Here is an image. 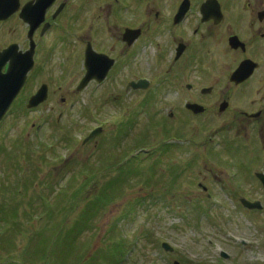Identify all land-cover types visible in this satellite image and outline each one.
Wrapping results in <instances>:
<instances>
[{"label": "rangeland", "instance_id": "obj_1", "mask_svg": "<svg viewBox=\"0 0 264 264\" xmlns=\"http://www.w3.org/2000/svg\"><path fill=\"white\" fill-rule=\"evenodd\" d=\"M39 61L34 80L50 84V101L0 124V264H66V255L68 264H264V211L240 204L264 198L255 177L264 171L261 127L228 130V117L180 110L171 125L183 142L161 149L167 134L148 124L151 116L133 113L140 96L116 100L121 88L114 92L113 81L78 95L80 71L60 69L43 53ZM199 74L198 87H209L213 78ZM178 102L147 109L167 120ZM98 127L103 133L84 145ZM116 178L126 185L77 235L72 251L69 230Z\"/></svg>", "mask_w": 264, "mask_h": 264}, {"label": "flooded vegetation", "instance_id": "obj_2", "mask_svg": "<svg viewBox=\"0 0 264 264\" xmlns=\"http://www.w3.org/2000/svg\"><path fill=\"white\" fill-rule=\"evenodd\" d=\"M42 53L60 69L81 72L78 95L113 81L114 92L121 88L116 100L140 96L141 109L133 113L138 119L151 116L148 124L167 134L161 149L172 151L183 142L181 130L171 125L180 110L228 117V130L251 124L264 130V0H0V82L11 69L26 65L23 57L33 55V68L0 124L14 113L35 114L50 101V84L34 80ZM200 72L213 78L209 87H198ZM43 87L47 100L31 108ZM163 99L180 105L168 121L147 109ZM235 99L246 100L252 110L236 107ZM61 102L66 104V97ZM188 105L205 111L196 114ZM142 140L139 145L148 142Z\"/></svg>", "mask_w": 264, "mask_h": 264}, {"label": "water", "instance_id": "obj_3", "mask_svg": "<svg viewBox=\"0 0 264 264\" xmlns=\"http://www.w3.org/2000/svg\"><path fill=\"white\" fill-rule=\"evenodd\" d=\"M33 55L23 57L22 63H26V65L21 66L18 69H11L8 74L1 79L0 82V122L5 117L8 109L18 96L19 92L21 91L22 87L24 86V82L26 79V76L28 72L33 68ZM92 73H98L95 71H92ZM107 70L104 72L102 78L106 77ZM240 72H238L235 77L239 76ZM95 75V74H94ZM101 78V79H102ZM87 80H90V75ZM84 88V85L79 87V90H82ZM47 90L46 87H43L40 92L34 96L30 102V107H37L43 102L47 100ZM188 108L192 110L196 114H200L205 111V108L200 105H188ZM102 132V129L95 130L85 141V143L89 142L91 139H93L95 136L99 135ZM259 178L264 183V175H258ZM245 207L249 209H263V206L261 203H255L251 204L245 200L242 201ZM163 248L166 251L172 252L173 248L168 244H163ZM223 257L228 258L227 254H222ZM178 264V263H176Z\"/></svg>", "mask_w": 264, "mask_h": 264}, {"label": "trees", "instance_id": "obj_4", "mask_svg": "<svg viewBox=\"0 0 264 264\" xmlns=\"http://www.w3.org/2000/svg\"><path fill=\"white\" fill-rule=\"evenodd\" d=\"M126 185V181L124 179L116 178L111 183H108L104 188L103 192L96 197V199L89 204V206L84 210V212L81 214L78 222L74 226L73 229L69 230L75 234V236L72 237V245L71 249L74 251L75 249V242L77 235L80 233H83L85 230L91 229V223L92 220L100 214V211L102 208H104L113 198H116L117 192L121 190L122 186ZM117 191V192H116ZM114 193L115 196L110 197V195ZM67 241L66 240V253H67ZM68 255H66V264H68ZM115 260V259H113ZM93 259L89 261V264H93ZM65 263V262H63Z\"/></svg>", "mask_w": 264, "mask_h": 264}]
</instances>
